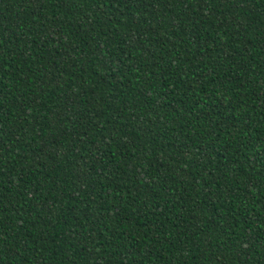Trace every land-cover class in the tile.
<instances>
[{"label": "trees", "instance_id": "16d2710c", "mask_svg": "<svg viewBox=\"0 0 264 264\" xmlns=\"http://www.w3.org/2000/svg\"><path fill=\"white\" fill-rule=\"evenodd\" d=\"M0 264H264V0H0Z\"/></svg>", "mask_w": 264, "mask_h": 264}]
</instances>
